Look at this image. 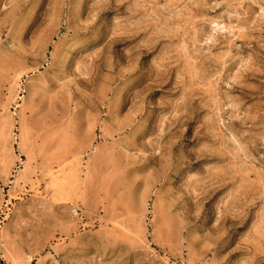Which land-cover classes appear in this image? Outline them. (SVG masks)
<instances>
[{
  "label": "rangeland",
  "instance_id": "rangeland-1",
  "mask_svg": "<svg viewBox=\"0 0 264 264\" xmlns=\"http://www.w3.org/2000/svg\"><path fill=\"white\" fill-rule=\"evenodd\" d=\"M0 264H264V0H0Z\"/></svg>",
  "mask_w": 264,
  "mask_h": 264
}]
</instances>
